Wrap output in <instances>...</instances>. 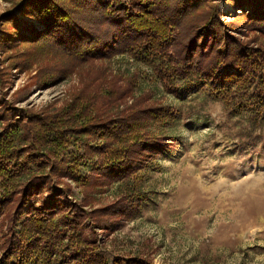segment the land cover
Returning <instances> with one entry per match:
<instances>
[{
    "label": "rangeland",
    "instance_id": "1",
    "mask_svg": "<svg viewBox=\"0 0 264 264\" xmlns=\"http://www.w3.org/2000/svg\"><path fill=\"white\" fill-rule=\"evenodd\" d=\"M209 2L218 6L222 23L251 19L253 13L252 3L236 8L227 0ZM209 2L199 10V20L210 9ZM35 8L24 14L9 0H0L1 131L15 118L25 119L22 123L30 127L33 116L61 115L70 104L88 103L84 98L97 91L104 98L116 77L129 89L128 97L115 105L103 106L99 97L93 101L95 107L103 106L105 120L124 119L118 130L124 134L111 139L71 135L70 144L51 162L38 161L46 164L42 172L53 177L47 188L63 193L70 188L61 202L79 205L96 220L113 225L97 231L91 220L85 221L116 254L140 253L152 264H264V128H252L244 116L224 112L200 58L149 60L128 51L88 64L68 62L62 40L40 38L46 26L37 12L34 16ZM83 26L95 32L93 24ZM241 30L226 35L240 43L264 41L258 30L245 25ZM206 41L211 43L212 36ZM179 46L183 56L188 43ZM211 55L204 53L206 62ZM140 101L136 108L164 107V114H135L132 106ZM126 124L135 128L125 133ZM135 135L145 140L128 158L130 149L123 152L127 144L121 143H133ZM148 138L151 146L146 145ZM115 148L120 149L116 154ZM111 156L118 163L106 169ZM28 168L32 172L36 166ZM48 196L46 189L29 205L39 206ZM123 200L136 209L131 217L123 213ZM14 209L1 218L0 240L7 234L3 219Z\"/></svg>",
    "mask_w": 264,
    "mask_h": 264
},
{
    "label": "trees",
    "instance_id": "2",
    "mask_svg": "<svg viewBox=\"0 0 264 264\" xmlns=\"http://www.w3.org/2000/svg\"><path fill=\"white\" fill-rule=\"evenodd\" d=\"M9 1L24 14L36 6L34 16L37 12L36 17L46 26L39 34L40 38L62 40L59 44L68 54V62L88 64L95 58L111 56L112 52L128 51L149 60L192 61L200 58L198 62H203L208 72L207 84L222 103L224 112L233 117L244 116L248 126L263 130L264 41H251L257 44L254 47L251 42L240 43L226 33L242 31L241 27L245 25L258 30L264 37V0H227L236 8L248 3L253 5L251 19L242 17L240 22L229 23L220 21L219 8L210 0ZM208 2L211 7L199 20V10ZM91 23L95 32L83 26H92ZM204 32L212 36L211 43L201 34ZM181 43L189 46L183 56ZM204 53H212L207 62ZM116 79L104 98L97 91V95L84 98L90 103L70 104L61 115L33 116L30 127L22 123L25 119L15 118L6 130L0 129V221L15 205L11 215L3 219L7 223V234L0 240V264H152L140 253L121 255L109 250L97 231L111 230L113 225L103 218L96 220L79 205L61 202L59 198L71 193V189L67 188L63 193L57 188H47L52 176H46L42 172L46 164L38 162H51L57 151H64L70 144L71 135L83 139L86 135L98 134L111 139L124 134L118 132L125 125L124 119L105 120L103 114V106L115 105L118 100L128 97L129 89L119 85L120 79ZM97 97L102 98L103 106L95 107L93 101H97ZM141 103L132 106L135 114L144 111L149 118L164 114V107L136 108ZM26 119L32 122L31 118ZM126 125L125 133L135 128L134 124ZM134 137L131 144L129 140L121 143L127 144L123 152L130 149L126 154L128 158L136 146H143L145 140L138 135ZM151 139H147L146 145H152ZM148 146H144V151H149ZM108 147L106 145V149ZM160 147L165 146L161 144ZM118 150L113 149L115 154ZM65 160L63 158L61 163L67 165ZM117 163L118 160L111 156L106 169L115 168ZM31 165L36 166L32 172L28 168ZM46 189L49 196L39 206L29 205L32 197ZM123 201V213L131 217L136 212L135 207L130 208L128 201ZM86 219L91 220L97 231L85 226Z\"/></svg>",
    "mask_w": 264,
    "mask_h": 264
}]
</instances>
